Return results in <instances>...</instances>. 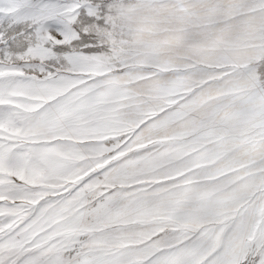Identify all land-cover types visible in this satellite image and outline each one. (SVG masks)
Here are the masks:
<instances>
[{"label": "snow or ice", "instance_id": "1", "mask_svg": "<svg viewBox=\"0 0 264 264\" xmlns=\"http://www.w3.org/2000/svg\"><path fill=\"white\" fill-rule=\"evenodd\" d=\"M0 264H264V0H0Z\"/></svg>", "mask_w": 264, "mask_h": 264}]
</instances>
